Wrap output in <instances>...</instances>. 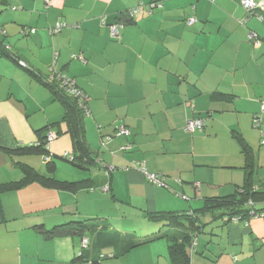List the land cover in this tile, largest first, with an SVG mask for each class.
<instances>
[{"label": "crops", "instance_id": "0c3cea01", "mask_svg": "<svg viewBox=\"0 0 264 264\" xmlns=\"http://www.w3.org/2000/svg\"><path fill=\"white\" fill-rule=\"evenodd\" d=\"M45 5L0 0V145L38 144L37 130L48 126L56 133L50 153L72 154L63 104L46 84L55 70L87 94L84 138L97 165L56 160L53 175L80 181L75 191L30 182L1 193L0 264H73L87 236L46 238L38 225L99 217L111 230L140 237L168 230L147 211L198 214L203 228L191 264H264V213L228 220L199 211L206 198L238 194L246 183L264 188V3L247 21L241 0ZM136 6L143 8L134 22L113 37L109 24ZM59 21L67 26L52 33ZM23 26L35 30L24 34ZM191 118L202 119L203 128L186 130ZM121 125L129 135L119 133ZM19 160L51 174L40 154L0 151V184L22 178ZM113 254L103 248L101 264H172L164 237Z\"/></svg>", "mask_w": 264, "mask_h": 264}, {"label": "trees", "instance_id": "16d2710c", "mask_svg": "<svg viewBox=\"0 0 264 264\" xmlns=\"http://www.w3.org/2000/svg\"><path fill=\"white\" fill-rule=\"evenodd\" d=\"M49 4L50 1H46L45 7L48 8ZM158 5L159 3L157 2L152 4L153 7ZM141 7L142 6H136L130 8L128 12L122 13L119 21L110 23L109 25L119 24L121 26L125 25V23L134 22V16L142 10L143 7ZM130 12L135 13L132 15ZM125 16H128L127 20H124ZM59 22L51 28L52 33L56 32L55 27ZM25 30L28 31L24 32ZM34 30L35 28L26 26L22 28L24 34H31ZM3 51V53L7 54L11 59L25 65V62H21L23 60L19 59V55H15L7 50L5 51V48ZM64 76L65 74H63V72H56L55 70L49 71L48 78L45 80L54 98L63 104L65 111L63 119L68 124V131L73 140L72 154L70 156H55L50 153L48 149V133L51 130H49L48 126L37 130L38 133L42 135V141L38 144L20 145L15 148H8L0 145V151L7 152L12 158L23 154H40L44 156L46 158L47 168L49 172H51V174H42L31 164L19 160L16 163L23 172L22 178L20 180L1 183L0 196L4 191L20 188L30 182H39L47 187L75 191L81 185L80 181H63L57 179L53 175L56 170V160L64 159L70 161L79 168L90 169L97 165V159L90 151L84 138L83 119L89 109L87 94L76 84L74 87H69L68 84H65ZM52 78L54 80H52ZM47 130L49 131L47 132ZM241 189L242 190H239L238 194L235 193L222 197L206 198L203 207L199 209V211L210 212L214 217L227 218L228 220L234 219L235 217L243 219L253 215L252 213H264V188L262 190L254 189L249 186L247 187L246 183ZM257 203L261 204L262 207H257ZM145 216L152 222L163 223L164 226L168 227V230L140 237L134 231L123 233L119 230H111L108 228L107 224L104 225L100 222L101 218L99 217L72 220L56 224L50 228L44 225H38L36 228L46 238L63 235L87 236V244L82 249L81 254L77 255V257L72 260L73 264H79L81 261L90 259L93 264H101V260L104 258L101 252L105 247H113V255L116 256L119 253H123L140 244L147 243L160 237H164L168 240V254L172 264H191L195 238L203 228V221L199 218L198 214L195 211L192 213L147 211ZM93 252L96 253V256L92 255Z\"/></svg>", "mask_w": 264, "mask_h": 264}, {"label": "built area", "instance_id": "2783aa9c", "mask_svg": "<svg viewBox=\"0 0 264 264\" xmlns=\"http://www.w3.org/2000/svg\"><path fill=\"white\" fill-rule=\"evenodd\" d=\"M47 2H49L50 0H46ZM263 3L264 0H241V4L243 6V8L245 9L246 13H247V18L245 21H247L249 19V17L253 14H257V9H259L260 7H263ZM136 12V11H135ZM135 12H130L132 15ZM244 21V20H243ZM66 26L65 22H59L57 24V26L55 27V31H59L62 27ZM119 24H113L110 26L111 29V34L113 37H117L119 36ZM122 26V25H121ZM28 30H25L24 32H27ZM258 34L254 31H250L248 33V38L250 40H253L255 42H258ZM64 80H65V84H68L69 87H74V81L71 80L69 77L64 76ZM264 108V106H263ZM259 116H256L255 118V124L258 126L260 124L259 122ZM204 125V121L200 118H191L187 121L185 129L188 131H194V130H201L203 128ZM119 133L124 134V135H129L130 130L128 127L121 125L119 128ZM56 137V133L49 131L48 133V142H52ZM149 178L153 181H159L160 176L158 174H149ZM198 185V184H197ZM105 189H108L107 186L104 187ZM253 215H257L258 213H252ZM234 219H240L239 217H235ZM87 238L84 239V245L87 244Z\"/></svg>", "mask_w": 264, "mask_h": 264}, {"label": "rangeland", "instance_id": "374dc122", "mask_svg": "<svg viewBox=\"0 0 264 264\" xmlns=\"http://www.w3.org/2000/svg\"><path fill=\"white\" fill-rule=\"evenodd\" d=\"M147 222V221H146ZM131 228H129L130 230H134L133 228H132V226H130ZM126 231V230H125Z\"/></svg>", "mask_w": 264, "mask_h": 264}]
</instances>
